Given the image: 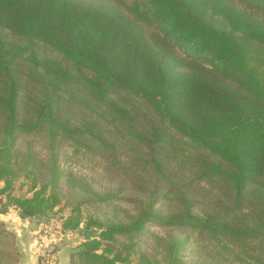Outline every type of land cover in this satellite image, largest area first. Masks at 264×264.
I'll list each match as a JSON object with an SVG mask.
<instances>
[{
  "label": "trees",
  "instance_id": "1",
  "mask_svg": "<svg viewBox=\"0 0 264 264\" xmlns=\"http://www.w3.org/2000/svg\"><path fill=\"white\" fill-rule=\"evenodd\" d=\"M82 104L81 121L67 117ZM41 134L51 157L26 155L33 195L15 197L18 141ZM70 143L107 159L139 198L129 223L85 219L74 264H185L188 239L164 241L163 259L137 250L154 226L264 264V23L230 0H0V199L24 219L70 208L73 230L85 205L123 201L126 183L98 194L61 170ZM70 178L81 192H62ZM118 236L132 240L117 247Z\"/></svg>",
  "mask_w": 264,
  "mask_h": 264
},
{
  "label": "rangeland",
  "instance_id": "2",
  "mask_svg": "<svg viewBox=\"0 0 264 264\" xmlns=\"http://www.w3.org/2000/svg\"><path fill=\"white\" fill-rule=\"evenodd\" d=\"M230 1L238 9L253 15L255 19L264 23V0ZM10 38L14 39L13 36ZM40 51L50 55L44 49ZM181 57L183 56L181 55ZM28 76L29 72L27 70H21L20 77L23 82L26 84L33 83L29 88L37 89L34 82L32 80L31 82L29 81ZM65 113L67 117L79 122L83 116L87 115L88 108L85 104H82L76 106L75 114L71 113L69 109ZM87 144L90 146L88 140ZM87 144L83 142V145ZM48 145L46 134L31 135L19 139L18 149L21 156V159H19L21 170H18L20 177L15 181L11 191L12 195L15 197H32L33 193L30 190L31 182L28 181L22 164L24 165V159L27 154H32L34 158L36 157L37 160L35 158V161L37 164H40L39 161L47 163L51 157ZM83 145L77 147L72 143L62 144L60 149V165L64 173H72L77 181L80 180L87 189L95 191L98 194L104 193L111 188L117 189L123 183L129 185L119 176H115L113 173V176L111 175L113 170L109 168V161L107 159L104 160L101 156H96V152L94 154L91 150V152L87 150V153H85ZM189 149L192 153L196 152L194 147H190ZM202 185L205 188H209L205 183H202ZM74 186V181L71 178L67 179L61 185L62 192L65 195H75L74 192H81V190H75ZM3 187L4 183L0 182V188ZM129 187V191L123 196L124 200L120 203L85 205L82 209V223L79 229L76 230L65 229V221L73 216L70 208L59 206L56 208L55 214L50 216L49 221L45 219H24L21 216V212L8 202L6 195H3L0 199V264L76 263L73 254L77 247L86 241L84 237L85 219L92 216L102 221L115 220L123 223L132 221L137 213L136 203H133V200L137 199L138 201L139 198L132 191V186L129 185ZM217 193L219 196V189H217ZM80 197H89V194L83 192V195L79 194L77 199ZM65 201L66 199H64L63 204H65ZM164 206L167 211H170L171 207L169 203H166ZM185 239L189 241L183 251L185 264H201L203 262H207L208 264H242L234 256L228 255L226 258L223 252H212L213 248L208 245L207 239H202L198 233L183 229L150 227L148 231L136 239L137 250L149 252V254L157 255L159 259H163V256L167 252L164 249V241H183ZM131 240V237L118 236L112 245L120 247L131 242ZM129 264H139L137 256H133Z\"/></svg>",
  "mask_w": 264,
  "mask_h": 264
}]
</instances>
